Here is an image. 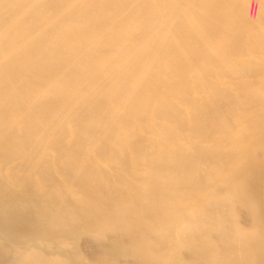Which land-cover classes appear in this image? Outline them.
<instances>
[{
  "label": "bare ground",
  "instance_id": "6f19581e",
  "mask_svg": "<svg viewBox=\"0 0 264 264\" xmlns=\"http://www.w3.org/2000/svg\"><path fill=\"white\" fill-rule=\"evenodd\" d=\"M0 264H264V0H0Z\"/></svg>",
  "mask_w": 264,
  "mask_h": 264
}]
</instances>
